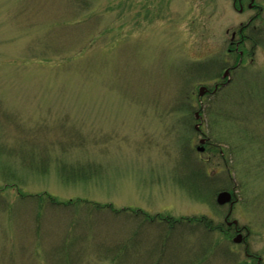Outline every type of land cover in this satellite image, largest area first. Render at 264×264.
Segmentation results:
<instances>
[{"label": "rangeland", "instance_id": "374dc122", "mask_svg": "<svg viewBox=\"0 0 264 264\" xmlns=\"http://www.w3.org/2000/svg\"><path fill=\"white\" fill-rule=\"evenodd\" d=\"M241 6L0 0V264H264V0Z\"/></svg>", "mask_w": 264, "mask_h": 264}, {"label": "water", "instance_id": "95a60500", "mask_svg": "<svg viewBox=\"0 0 264 264\" xmlns=\"http://www.w3.org/2000/svg\"><path fill=\"white\" fill-rule=\"evenodd\" d=\"M227 73V72H226ZM226 73L224 75H226ZM205 91L204 87H200L199 88V95L203 94V92ZM200 142L202 143L203 140H200ZM230 194L226 191H222L217 195L216 201L218 204H224L228 201H230ZM235 242H240L241 241V235H237L234 239Z\"/></svg>", "mask_w": 264, "mask_h": 264}, {"label": "trees", "instance_id": "16d2710c", "mask_svg": "<svg viewBox=\"0 0 264 264\" xmlns=\"http://www.w3.org/2000/svg\"><path fill=\"white\" fill-rule=\"evenodd\" d=\"M257 36H259V37H261V36H263V35H257ZM258 38V37H257ZM254 42L256 43V44H261V46H264V42H262L259 38L258 39H254ZM206 226L207 227H209L210 229H212L213 227L210 225V223H206Z\"/></svg>", "mask_w": 264, "mask_h": 264}, {"label": "flooded vegetation", "instance_id": "af4514ba", "mask_svg": "<svg viewBox=\"0 0 264 264\" xmlns=\"http://www.w3.org/2000/svg\"><path fill=\"white\" fill-rule=\"evenodd\" d=\"M239 2V7L241 8L242 10V6H241V0H237Z\"/></svg>", "mask_w": 264, "mask_h": 264}]
</instances>
